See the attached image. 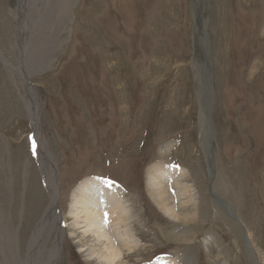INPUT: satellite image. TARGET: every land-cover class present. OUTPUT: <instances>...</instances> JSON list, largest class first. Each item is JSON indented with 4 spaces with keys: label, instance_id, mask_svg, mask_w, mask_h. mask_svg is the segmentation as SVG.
<instances>
[{
    "label": "rangeland",
    "instance_id": "obj_1",
    "mask_svg": "<svg viewBox=\"0 0 264 264\" xmlns=\"http://www.w3.org/2000/svg\"><path fill=\"white\" fill-rule=\"evenodd\" d=\"M208 5L206 116L193 68L191 0H77L70 22L39 32L41 44L53 40L48 61L25 80L21 0H0V230L21 261L50 203L33 150L36 125L56 163L60 213L89 177L122 187L142 243L125 254L128 264L164 256H179L180 264H264V0ZM24 86L34 92L35 120ZM157 163L187 171L192 200L168 199L179 219L148 195L147 173ZM64 230L57 264H98L78 249L92 237Z\"/></svg>",
    "mask_w": 264,
    "mask_h": 264
},
{
    "label": "bare ground",
    "instance_id": "obj_2",
    "mask_svg": "<svg viewBox=\"0 0 264 264\" xmlns=\"http://www.w3.org/2000/svg\"><path fill=\"white\" fill-rule=\"evenodd\" d=\"M76 2L77 0H67L66 2L64 0L62 2L60 0H21L18 17L23 22L24 29L21 30L20 38L19 74L23 76L24 80L28 79L32 73L42 71L48 61H45L44 56L51 50L50 46L53 40L52 37H48L41 44L39 32H42L51 24L59 25L70 22V11ZM65 5L69 7L68 15H62V9ZM207 5L208 0H191L194 17V56L198 60L197 63H194L193 68L199 94L202 97L201 109L205 115L210 112L212 87L211 66L208 55L207 23L209 5ZM33 29H35L34 33ZM24 89L31 108V118L35 120L39 115L34 101V92L25 86ZM34 131L33 150L39 163L45 187L49 193L50 203L30 239L24 261H21L19 256L17 258L13 239L9 238L3 230L2 232L0 230L3 253L1 264H57L65 237L64 229L66 228L73 231L71 236L79 231L85 239L92 237L93 243L89 246L78 242L80 253L89 262L128 264L129 262L125 261V254L133 253L141 248L142 243L136 235L135 229L132 228L134 216L122 187L110 180L89 177L73 190L68 212L60 213L58 208L60 183L57 178L56 163L48 154L36 125ZM204 144L210 172L212 173V136L209 120L204 128ZM186 177L187 171L185 169L160 163L153 165L148 170L146 181L148 195L169 219H179V215L175 205H168V199L185 203V201L193 198L190 186L185 182ZM214 200L219 203L216 197H214ZM225 209L228 208L225 206ZM67 217L72 220L71 223L66 222ZM56 224L59 225L58 228ZM52 233H54L55 238L52 241L50 250L47 251L45 247ZM177 258L179 260V256L176 259L166 256L159 257L152 264H180Z\"/></svg>",
    "mask_w": 264,
    "mask_h": 264
}]
</instances>
